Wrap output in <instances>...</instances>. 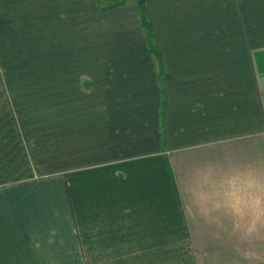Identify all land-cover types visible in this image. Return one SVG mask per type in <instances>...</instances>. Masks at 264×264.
<instances>
[{
  "label": "crops",
  "instance_id": "1",
  "mask_svg": "<svg viewBox=\"0 0 264 264\" xmlns=\"http://www.w3.org/2000/svg\"><path fill=\"white\" fill-rule=\"evenodd\" d=\"M15 2L0 49L39 75L0 58V264H202L208 227L237 231L220 264L264 243V0H146L168 78L136 4L85 24L80 0H40L39 59L1 26Z\"/></svg>",
  "mask_w": 264,
  "mask_h": 264
},
{
  "label": "rangeland",
  "instance_id": "2",
  "mask_svg": "<svg viewBox=\"0 0 264 264\" xmlns=\"http://www.w3.org/2000/svg\"><path fill=\"white\" fill-rule=\"evenodd\" d=\"M13 1V5L16 3L15 1H17L22 7H26V10L24 11H17L16 13H10L15 15L14 18H8L5 15V19H7V21H1V26H4L5 24L7 25L8 22H12L13 26L20 28V32L18 35L20 36V38L24 39V42L21 43L19 42L20 45H24V49H29V51L25 52V51H18L21 55L27 54L30 57H38V52L36 51H40V58L39 59H43L45 57L46 52L48 50H45V46H49V44L51 45V43H54L57 41L58 39V32L57 29L55 27L50 28L48 27L47 30H44L43 27L41 26V23L43 22V20L40 19L39 13L41 10V4H40V0H0V4H2V6L5 7L6 11H8L10 9H13V7L9 6V2ZM138 0H127L126 2V6L129 5H137ZM65 7L68 8L71 3H67L65 1ZM80 4H81V13L80 15H78V18H81L80 21L81 23L85 24L90 21H99V19L97 18L98 16L96 15V17H93L98 10H101L98 8L97 4L95 5V2H93V0H80ZM95 6V8H94ZM118 8V6H117ZM116 7L114 8H110L107 9L112 10V12L117 10ZM126 8V7H124ZM83 9V11H82ZM88 11L86 15V19H83L82 17L84 16V11ZM103 11V10H101ZM92 12V13H90ZM95 12V14H93ZM23 13H28V16H22L19 14H23ZM110 14V13H108ZM119 13L116 14V18L115 21H119L122 20L121 18L118 17ZM137 21H139V18L137 19ZM84 24V25H85ZM131 24H135V20H133L131 22ZM84 25H81V27H83ZM89 27V25L87 26V28ZM124 27V26H122ZM5 30V28H3V31ZM33 50V51H32ZM77 55V52L75 53V56ZM86 55V53L81 50L80 51V55L78 58L84 57ZM0 58L2 60L3 66L5 71L7 73H11L12 75L14 74H18V70H24L26 73L22 74V75H27V76H35L37 77L39 74L37 73H33L35 71H37L39 69L38 66L36 65H27V66H23V67H18L16 65H14V61L12 59V56H7V48H1L0 49ZM21 58V57H20ZM54 58V57H52ZM36 60L37 65L42 66L44 65L42 63V60ZM49 59V58H47ZM7 63H9V65L7 66ZM256 69H257V73L259 76L262 75V70L260 67V64L257 62L256 63ZM20 72V71H19ZM29 73H33V74H29ZM15 76V75H14ZM52 107L48 104V110L50 111ZM188 166H193L191 163L188 162ZM195 228H192V230L194 231ZM215 232L214 235H211ZM237 231L235 230H230L229 228H218V227H208L207 228V233L203 234L201 231L197 232H193V240L195 241V245L198 247V251H199V258L200 261L203 259L205 260L204 263L202 264H220L223 260H227L228 258H223L222 254H224L225 252V257H227L226 252H228L229 248L227 247H223V249H220L219 247L221 246H229L230 245V241L228 236H237ZM249 229L248 228H240L239 234L241 236V238H245L249 235H252L251 233L248 234ZM214 236H222L223 241H221L220 243L217 242V240H212L211 237ZM257 239V238H256ZM256 243V241H255ZM255 245V254L257 259L255 260V263L252 260H249L247 257H245V253L247 251V249L250 248V246L253 248V246ZM246 244L244 243L243 246H241V249L238 250L237 252H239V258H240V264H264V243L260 242L259 245L256 244ZM232 252V251H231ZM223 258V259H222Z\"/></svg>",
  "mask_w": 264,
  "mask_h": 264
},
{
  "label": "trees",
  "instance_id": "3",
  "mask_svg": "<svg viewBox=\"0 0 264 264\" xmlns=\"http://www.w3.org/2000/svg\"><path fill=\"white\" fill-rule=\"evenodd\" d=\"M126 2L127 0H95V3L97 4L98 8L101 10H107V9L114 8L120 5H124ZM137 9L139 12L140 26L143 29V35H144V39L148 47V50L157 59V62L159 64L160 75L168 78L169 75H166L164 73L160 53L154 41V27L148 17L146 0H138ZM167 169L170 170L171 168L170 169L167 168Z\"/></svg>",
  "mask_w": 264,
  "mask_h": 264
}]
</instances>
